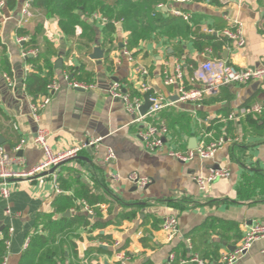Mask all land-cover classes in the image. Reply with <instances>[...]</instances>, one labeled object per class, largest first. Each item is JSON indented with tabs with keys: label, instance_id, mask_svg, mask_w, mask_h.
I'll use <instances>...</instances> for the list:
<instances>
[{
	"label": "crops",
	"instance_id": "crops-1",
	"mask_svg": "<svg viewBox=\"0 0 264 264\" xmlns=\"http://www.w3.org/2000/svg\"><path fill=\"white\" fill-rule=\"evenodd\" d=\"M27 1L16 0L10 9L7 0H0L5 3L0 8V64L7 61L10 70L8 74L0 68V143L18 161L10 170L27 173L42 163L44 153L34 143L38 129L47 132L55 153L99 142L82 150L80 159L64 163L42 179L13 180L10 198H0V239H10L0 264L5 260L22 264L37 238L47 244L35 264H120L119 253L127 255L130 264H197L192 262L194 257L221 264L222 255L234 251L250 226L264 225V111L229 120L243 107L264 105V80L229 85L201 103H176L159 113L169 130L168 150L186 154L202 143L225 140L206 161L182 162L171 158L167 150L147 151L135 115L108 92L116 78L127 93L145 103L139 84L141 66L149 72L147 82L170 100L175 98V87L164 84V74H174L178 63L190 86L194 70L207 60L227 61L236 68H264V0H188L168 5L161 10L164 17L174 16V8L190 14L187 23L196 36L154 34L134 51L124 47L129 33L122 24H116L112 36L105 35L107 23L98 13L86 17L76 12L93 34L76 26L74 35H67L56 9L33 4V16L21 26V10ZM96 15L101 18L95 19ZM238 29L245 40L243 47L226 38L228 42L217 50V41L201 39L222 38L225 31ZM20 30L28 36H20ZM32 36L41 53H47L51 45L53 82L60 87L39 122L32 117L35 100L25 86L34 68L22 57L24 42L18 43L21 37L29 40ZM97 48L105 52L101 63L91 59ZM60 59L63 67L57 68ZM68 69L78 71V76L80 71L89 73L90 81H77L94 83L97 88L71 89ZM109 150L114 160L107 159ZM220 169L230 171L231 176L201 191L195 178ZM133 173L149 178L150 184L144 189L132 185L126 178ZM82 201L94 209L93 215ZM170 216L179 221L172 241L162 229ZM236 264H264V239Z\"/></svg>",
	"mask_w": 264,
	"mask_h": 264
},
{
	"label": "built area",
	"instance_id": "built-area-1",
	"mask_svg": "<svg viewBox=\"0 0 264 264\" xmlns=\"http://www.w3.org/2000/svg\"><path fill=\"white\" fill-rule=\"evenodd\" d=\"M32 1L28 0L21 10L20 24L24 26L28 23L32 14ZM188 0H167L164 5H159L156 9L161 11L162 9L168 8L171 4H185ZM169 5V6H168ZM5 3H0V8L4 7ZM172 14L174 16L180 17L186 22L191 20V15L187 14L179 9H172ZM95 19H99L98 15L94 16ZM102 21L107 23V19L102 17ZM212 32V31H211ZM210 32V33H211ZM223 36L229 40L234 41L238 47H243L245 45V40L241 29L236 32H231L229 30L223 33ZM27 37H21L18 39V43L27 42ZM127 43H124V47ZM39 54L38 49H33L30 51H23L22 57L27 58L36 57ZM125 54L130 56V53L125 50ZM139 72L141 75L140 89L146 95V98L152 103L151 107L145 115L140 114V108L143 106L144 101L141 97L132 96L126 92V87L123 83L113 82L108 94L114 100L121 101L128 113L135 115L134 123L139 126V137L143 141L145 148L149 152H164L167 150L168 155L178 161L189 162L194 159H200L202 161L212 159L217 150L225 144L223 138L211 142L209 144H200L195 150H190L186 154H181L172 150H168L167 139L169 135V130L167 125L160 121L158 118L159 113L163 110L175 105L176 103L183 104H197L204 101V99L217 93L221 88L229 85H247L253 81L264 80V68L253 69V68H236L227 61L222 60H207L199 65L194 70V75L192 77V86H190L184 76V68L182 64L178 63L175 66L174 74L170 75L168 72L164 74V84L166 86L175 87V97L177 101H172L166 98L162 93L157 91L151 84L147 82L149 75L148 70L145 67H139ZM68 80V86L71 89H81V90H93L97 88V85L92 83L88 84L86 82H79L71 80L70 75H66ZM10 86H14L11 79L7 78ZM60 89L57 82H53L48 86V91L41 98L35 100L31 105L32 117L36 122H39L42 112L51 103L52 96ZM264 111V105L253 104L237 110L235 113L229 116V120L235 121L246 116H253L256 114H261ZM99 141H93L88 144L81 146H75L71 150L55 153L49 143L48 134L45 130L38 129L34 143L40 147L44 153V160L35 169L27 173H16L10 170L12 164H15L17 159L12 157L7 153L0 143V198L8 200L12 193V184L9 182L14 179L20 178H33L41 173L50 171L52 167H56L62 163H67L74 160L82 150L87 146L94 145ZM17 148L16 151H20ZM108 160H114L115 154L113 151H108ZM231 176L228 170H211L207 176L196 177L195 180L201 191H205L211 183L219 179H227ZM42 179V178H40ZM115 179H119L115 177ZM127 181L139 189H144L150 184V179L143 177L139 174L133 173L129 175ZM85 210L88 214L93 215L94 209L90 207L87 203L82 201ZM105 209V206H101ZM163 231L167 234L168 239L172 241L178 234L179 231V221L177 216L167 217L162 225ZM13 230H10V236ZM264 239V225L262 223H257L250 226L240 244L234 249V251L223 254L221 258V264H236L241 259H243L247 253L252 249L253 245ZM10 245V239L6 240V248ZM119 247V244H116ZM120 264H130L129 257L123 253L117 255ZM173 260V256L171 257ZM192 262L197 264H210L209 262L200 260L198 257H194ZM6 264V260H5Z\"/></svg>",
	"mask_w": 264,
	"mask_h": 264
},
{
	"label": "trees",
	"instance_id": "trees-1",
	"mask_svg": "<svg viewBox=\"0 0 264 264\" xmlns=\"http://www.w3.org/2000/svg\"><path fill=\"white\" fill-rule=\"evenodd\" d=\"M215 2L217 0H206ZM167 0H34L33 5L40 8L56 9L60 17V27L67 35H74L77 27H82L85 32L93 34L92 28L84 22L80 15H76L77 11L84 14L86 17L98 13L107 19L105 35L110 37L117 30L116 24L120 23L124 31L129 33L127 49L134 51L135 47L154 34L157 36H175L189 37L191 34L196 36L189 25L183 19L172 16L165 18L161 11H157L159 5H164ZM7 5L10 9L16 6V0H7ZM154 14V17L152 16ZM77 26V27H76ZM20 36H28L24 30L19 31ZM204 40L217 41L215 49L221 50L228 42L226 38H214L213 36L202 37ZM207 45H205L206 47ZM214 46V45H213ZM51 47L48 44L47 53H41L37 47V42L34 36L29 37L27 42L23 43V48L26 51L38 49L39 54L36 57L28 56L26 61L30 63L34 71L25 78L26 91L30 96L37 100L41 95L48 91V86L53 83V65L51 63ZM0 68L3 72L9 74V64L7 61H2ZM45 69L47 71H45ZM71 79L74 81H90L92 76L87 72H81L78 76V71L68 69ZM6 238L0 239V263L3 261L6 253ZM47 241L37 238L31 245L30 250L26 254L25 261L22 264H35V258L38 256L41 248L45 247Z\"/></svg>",
	"mask_w": 264,
	"mask_h": 264
},
{
	"label": "water",
	"instance_id": "water-1",
	"mask_svg": "<svg viewBox=\"0 0 264 264\" xmlns=\"http://www.w3.org/2000/svg\"><path fill=\"white\" fill-rule=\"evenodd\" d=\"M105 57V52L103 50H101L100 48H97L94 53L91 55V59L92 60H95V61H99V63L102 62V60L104 59ZM56 67L57 68H62L63 67V61L62 59H60L57 63H56ZM113 81L114 82H118V80L116 78H113ZM18 87L21 88L22 85H23V79H20L18 82ZM78 91H83L81 89H77ZM172 101H177V97L173 98ZM152 103L149 101L148 98L145 99V103L143 104V106L140 108V114L141 115H145L147 113V111L149 110V108L151 107ZM191 149H196V147H192ZM80 159V157H76L74 160H78ZM64 163L56 166V167H52L50 169V171H47V172H44V173H41L40 175H37L36 177H33L31 179H40V178H43V177H46L48 175H51L53 173H55L57 171L58 168H60ZM10 183L13 182V180L9 181Z\"/></svg>",
	"mask_w": 264,
	"mask_h": 264
}]
</instances>
